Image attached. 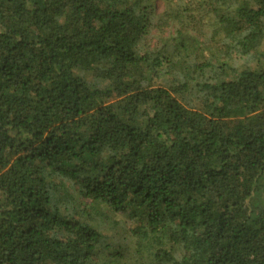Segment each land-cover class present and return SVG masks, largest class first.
I'll use <instances>...</instances> for the list:
<instances>
[{"label": "trees", "instance_id": "16d2710c", "mask_svg": "<svg viewBox=\"0 0 264 264\" xmlns=\"http://www.w3.org/2000/svg\"><path fill=\"white\" fill-rule=\"evenodd\" d=\"M0 264H264V0H0Z\"/></svg>", "mask_w": 264, "mask_h": 264}, {"label": "rangeland", "instance_id": "374dc122", "mask_svg": "<svg viewBox=\"0 0 264 264\" xmlns=\"http://www.w3.org/2000/svg\"><path fill=\"white\" fill-rule=\"evenodd\" d=\"M156 11H160L162 8V0H151Z\"/></svg>", "mask_w": 264, "mask_h": 264}]
</instances>
